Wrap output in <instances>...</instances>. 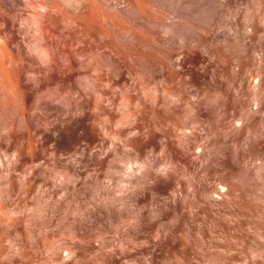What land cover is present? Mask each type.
Returning a JSON list of instances; mask_svg holds the SVG:
<instances>
[{"label":"rangeland","instance_id":"rangeland-1","mask_svg":"<svg viewBox=\"0 0 264 264\" xmlns=\"http://www.w3.org/2000/svg\"><path fill=\"white\" fill-rule=\"evenodd\" d=\"M28 1L6 34L27 65L0 78V264H264V0L50 1L46 30L123 21L102 18L135 74L105 51L50 73ZM80 102L99 122L56 132Z\"/></svg>","mask_w":264,"mask_h":264},{"label":"bare ground","instance_id":"bare-ground-1","mask_svg":"<svg viewBox=\"0 0 264 264\" xmlns=\"http://www.w3.org/2000/svg\"><path fill=\"white\" fill-rule=\"evenodd\" d=\"M25 1V0H24ZM50 1L51 0H32V1H28V5H29V8L30 9H32L31 11L32 12H30V16H29V23H30V27L32 28V32H33V36H34V39H31L32 41L34 40V43H33V45H32V47H31V49H32V52L34 53V55L38 58V60L41 62V66L44 68H47L49 71H50V73H51V71L53 72V71H58V70H63V71H65V72H67V71H71V70H69V69H73V67H75V66H79L80 68L81 67H83V64L86 62V66H87V64L89 63L90 64V62H88L87 63V60H86V58H87V56L89 55V53H94V51H98L97 53H99V52H101V51H105V52H107V53H105V54H110L112 57L110 58L111 59V65L112 66H110L111 68H110V72H114V71H117V70H120V69H123V70H125V69H127V71H128V74L130 73V71H131V69H132V67H131V63H130V60H129V56H130V54H132V53H130L131 51H130V48H129V46L128 45H124V48L122 49L119 45H118V43L116 44V40H113L114 38H113V33H112V31H110V30H108V29H104V28H106V26L104 27V24H103V19L102 18H104V19H106L108 22H110V20L111 21H115L114 23L116 24V23H120L119 25L121 26V24L123 23V21H122V23L121 22H116V19H114L113 18V15L111 16V15H109L110 13L108 12V11H104L103 10V8H102V4H100L99 6H101V8L99 7V8H97V10H99V9H102L103 10V13L105 12V14H103L104 16H102V13H100L99 11H101V10H99L98 12L100 13V14H98V12H94V13H97L96 15L94 14V18H96V16H97V18H98V20H100L101 21V25H103V26H101L100 24H97V23H100L99 21L98 22H95L93 25V28L94 27H96L95 25L97 24V25H100L101 26V28L103 29V30H101L100 31V29L101 28H99V31H98V29H96L95 30V28L94 29H91L90 27H87L86 28V26H90V24L89 23H91V22H87L88 23V25L86 24L85 25V27H84V25H83V21H84V23H86V19H87V16L89 17V15H91V14H84V13H82V15L81 16H79L80 15V13L82 12H80V11H77L76 13H78L79 12V15H77V17L75 16L76 15V13H75V18L73 17V19H75V21L72 23L73 25L72 26H70V27H66L67 26V24L65 25V26H63V28L62 29H60V27L58 28V26L57 25H55L54 24V27L52 28H48L47 26H46V28H48L47 30L45 29V27L42 25L43 23L42 22H44V21H52V19H54V21L53 22H55V23H57V21H55V20H58L59 19V17H61V16H57L58 15V13L60 12V11H62V10H60V8H59V11L57 12V11H53L52 9L54 8V7H58V6H54V7H52V9H51V3H50ZM54 1V0H53ZM56 1V0H55ZM64 1V0H63ZM62 1V2H63ZM67 1L68 0H65L64 2H66L67 3ZM79 1V0H78ZM81 1V0H80ZM90 1H92V0H89V3H88V8H90L89 7V5H91L90 4ZM94 1V0H93ZM109 1V0H108ZM118 1V0H117ZM120 1H123V0H120ZM126 1V0H125ZM128 1V0H127ZM37 2H39L38 4H39V10H38V5H37ZM52 2V1H51ZM77 2V1H76ZM81 2H83V1H81ZM87 2V1H86ZM85 2V3H86ZM101 2V1H100ZM114 2V1H113ZM27 4V2H23V0H0V12H3L2 14L4 15L5 14V17H1L0 16V78H1V76H3V77H5V79L7 78V75L9 76L10 74H5V72H7V73H10V69H14L16 66H14V65H16L17 63L20 65L21 63H24L25 65H27L26 63L28 62L26 59V61L24 60V58H22V56H21V54H18V52L17 51H15V48H14V50L12 49L13 47V45L11 46L12 48H10V45H11V43H13L14 44V42H15V40H13L14 39V35L12 34V32L10 33V31L8 30V29H10V30H14L15 29V26H14V29H13V23L11 24V17H14V16H12L13 14H14V12H16L17 10H18V8H20L21 6H26L25 4ZM36 3V4H35ZM53 3V2H52ZM61 3V2H60ZM92 3V2H91ZM96 3V2H95ZM126 3V2H125ZM54 4H56V3H54ZM58 4V3H57ZM69 4H71V3H69ZM81 4V3H80ZM93 4V3H92ZM37 5V6H36ZM79 5V4H78ZM83 5V3L81 4V6ZM95 5H97V7H98V3L97 4H95ZM116 5H117V3H116ZM138 5H140V4H138ZM23 6V7H24ZM71 6V5H70ZM74 6V5H73ZM76 6V5H75ZM84 6V5H83ZM83 6L81 7V8H83ZM94 6V5H93ZM115 6V5H114ZM141 6H143V5H141ZM141 6H140V9H141ZM62 7V6H61ZM85 7V6H84ZM106 7V6H105ZM112 7V6H111ZM72 8V7H71ZM77 8H79V7H77ZM87 8V4H86V7H85V9ZM93 8H96V7H93ZM143 8H144V6H143ZM141 9V10H145V9ZM27 9V8H26ZM30 9H29V11H30ZM41 9V10H40ZM84 9V8H83ZM138 9H139V6H138ZM58 10V9H57ZM73 10V9H72ZM77 10V9H76ZM75 10V11H76ZM78 10H81V9H78ZM93 10H95L96 11V9H93ZM118 10V9H117ZM66 11H68V10H66ZM88 11H90V10H88ZM19 12V11H18ZM26 12V11H25ZM55 12H57V14L55 13ZM86 12V11H85ZM91 12H92V8H91ZM28 13V12H27ZM108 13V14H107ZM16 14V13H15ZM14 14V15H15ZM63 14V13H62ZM146 14V13H145ZM59 15H61V13L59 14ZM68 15V14H67ZM73 15V14H72ZM72 15H70V16H72ZM86 16V19H85V17L84 16ZM101 15V16H100ZM7 16V17H6ZM10 18H9V17ZM16 16V15H15ZM122 16V15H121ZM62 17H64L63 15H62ZM93 17H91V19L93 18ZM99 17H100V19H99ZM114 17H115V15H114ZM65 18V17H64ZM84 18V19H83ZM117 18V17H116ZM51 19V20H50ZM66 19V18H65ZM73 19L71 20V21H73ZM120 19V18H119ZM60 20V19H59ZM64 20V19H63ZM86 20V21H85ZM92 20H94V19H92ZM118 20V19H117ZM66 21H68L67 19H66ZM65 21V22H66ZM89 21V20H88ZM13 22H14V19H13ZM20 22V21H19ZM60 23L62 22V20H60L59 21ZM64 22V21H63ZM62 22V23H63ZM51 23L52 22H50V24H49V26L51 25ZM67 23H69V22H67ZM70 23V24H71ZM92 23H93V21H92ZM105 23V22H104ZM44 24H46L45 22H44ZM109 24V23H108ZM107 24V25H108ZM53 25V24H52ZM51 25V26H52ZM60 25V24H59ZM69 25V24H68ZM92 25V24H91ZM106 25V24H105ZM119 25H117V26H119ZM123 25H124V23H123ZM122 25V26H123ZM29 26V25H28ZM56 26V27H55ZM100 26H97V27H100ZM110 26H111V24H110ZM109 26V27H110ZM114 26V25H113ZM117 26H115V27H117ZM126 26V25H125ZM124 26V27H125ZM128 26V25H127ZM126 26V27H127ZM104 27V28H103ZM112 27V26H111ZM17 28V27H16ZM25 28H26V26H25ZM86 28V29H85ZM122 28V27H121ZM128 28H130V27H128ZM135 28V27H134ZM139 28V27H138ZM50 29V30H49ZM87 29H89V30H87ZM111 29V28H110ZM131 29V28H130ZM7 30H8V32L10 33L9 35H13L12 37H11V39L14 41V42H12V41H10L11 39H9L10 37L8 36H6V34H8V32H7ZM16 30V29H15ZM91 30V31H90ZM95 30V31H94ZM120 30H122V29H120ZM133 30V29H132ZM144 30V29H143ZM114 31V30H113ZM7 32V33H6ZM14 33V32H13ZM28 33V32H27ZM137 33V32H136ZM148 33V32H147ZM123 34V33H122ZM17 36V35H16ZM140 36V35H139ZM19 37V36H18ZM149 37V36H148ZM33 38V37H32ZM26 39H28V38H26ZM147 39V38H146ZM29 40V39H28ZM28 40H26V41H28ZM148 40V39H147ZM143 42V41H142ZM149 42V41H148ZM147 42V43H148ZM31 43V42H30ZM18 44V43H17ZM22 45H24V44H22ZM28 45V44H27ZM17 47V46H16ZM24 47V46H23ZM26 47V46H25ZM17 49H19V48H17ZM16 49V50H17ZM22 49V48H21ZM133 49V48H132ZM25 50V49H24ZM15 51V52H14ZM23 51V50H22ZM140 51V50H139ZM16 52H17V54H16ZM29 52V51H28ZM132 52H133V50H132ZM20 53V52H19ZM103 53V52H102ZM134 53V52H133ZM136 53H137V50H136ZM94 54H92V56H93ZM136 55V54H135ZM137 55H139V54H137ZM136 55V56H137ZM91 56V57H92ZM100 56V55H99ZM132 56H133V54H132ZM131 56V57H132ZM90 57V56H89ZM89 59H91V58H88V61H91V60H89ZM106 59V58H105ZM142 59V58H141ZM37 60V61H38ZM86 60V61H85ZM95 61H96V58L94 59ZM103 61H104V59H103ZM32 62V61H31ZM35 62V61H34ZM91 62H93V61H91ZM18 64H17V66H18ZM31 64H33V63H31ZM93 66H94V64H95V66H96V62H93V63H91ZM23 65V64H22ZM7 66H11V67H13V68H11L10 67V69L8 70V67ZM32 66V65H31ZM94 66V67H95ZM139 66V65H138ZM29 67V66H28ZM78 67V68H79ZM85 67V66H84ZM101 67V66H100ZM131 68V69H130ZM133 68H134V66H133ZM75 69H76V67H75ZM74 69V70H75ZM9 72H8V71ZM103 70H105V69H103ZM123 70L121 71V72H123ZM32 71V70H31ZM61 71H60V73H61ZM73 71V70H72ZM89 71V70H88ZM126 71V72H127ZM134 71V70H133ZM22 72V71H21ZM25 72V71H24ZM36 73H34V75H36L37 74V71H35ZM54 72V73H55ZM59 72V71H58ZM65 72H63V74L65 73ZM95 73H96V75H92V76H94L93 78H94V81H95V84H96V87L97 88H99V90L100 91H102L100 94H99V96H100V101H99V104L101 103L102 105H103V102H104V100H103V102H102V99H104L105 97H107V95L109 94V87H110V89H112V87H114L113 85H110L109 86V82H111V80L108 82L107 81V79H105L106 77V75H105V73H104V71L102 72V71H94ZM106 72V71H105ZM126 72H124L125 74H126ZM31 73H33V72H31ZM45 73V72H44ZM53 73V74H54ZM69 73V72H68ZM68 73H65L64 75L66 76V74H68ZM89 73V72H88ZM91 73V72H90ZM131 73H134V72H132L131 71ZM135 73H137V72H135ZM134 73V74H135ZM24 74V73H23ZM62 74V75H63ZM113 74V73H112ZM6 75V76H5ZM33 75V74H32ZM39 75H40V72H39ZM38 75V76H39ZM51 75V74H50ZM81 75V74H80ZM91 75V74H90ZM120 75H122V74H120ZM37 76V75H36ZM59 76V75H58ZM113 76V75H112ZM119 76V75H118ZM125 76V75H124ZM135 76V75H134ZM18 77V76H17ZM45 77V76H44ZM126 77V76H125ZM21 78H22V76H21ZM53 78V77H52ZM51 78V79H52ZM117 78V77H116ZM127 78V77H126ZM132 78V77H131ZM4 79V81H6ZM67 79V78H66ZM8 80H9V77H8ZM61 80V79H60ZM3 81V79H1V82ZM47 81V80H46ZM64 81V80H63ZM69 81H70V79H69ZM0 82V83H1ZM42 82V81H41ZM57 82V81H56ZM55 82V83H56ZM8 83H10V81H8ZM16 83V82H15ZM14 83V84H15ZM44 83V82H43ZM107 83H108V86H107ZM7 84V83H6ZM14 84H12L13 86H14ZM21 84H22V82H21ZM57 84V83H56ZM60 84V83H59ZM104 84L106 85V87H104ZM2 85V84H1ZM11 84H9V86H10ZM38 85V84H37ZM65 85V84H64ZM63 85V86H64ZM116 85V84H115ZM8 86V85H7ZM15 86H17V85H15ZM44 86V85H43ZM3 87V86H2ZM25 87V86H24ZM61 87V86H60ZM95 87V88H96ZM11 88H13V87H11ZM19 88H20V86H19ZM97 88H96V91H99V90H97ZM105 88L106 89V91L108 92H106L105 90H103V89ZM3 89V88H2ZM6 89V88H5ZM5 89H4V91H5ZM21 89V88H20ZM61 89V88H60ZM115 89V88H114ZM13 91H14V89H12ZM22 91V90H21ZM2 92V91H1ZM8 92V91H7ZM6 92V93H7ZM19 92V91H18ZM55 92V91H54ZM56 92H57V90H56ZM59 92V91H58ZM11 93H12V91H11ZM23 93V92H22ZM64 93V92H63ZM107 93V94H106ZM52 94V93H51ZM51 94H50V96H51ZM54 94V93H53ZM58 94V93H57ZM4 95H5V93H4ZM9 95V94H8ZM56 95V94H55ZM65 95V94H64ZM57 97H58V95H56ZM59 96H60V94H59ZM104 98H103V97ZM17 97V96H16ZM55 97V96H54ZM66 97V96H65ZM68 97V96H67ZM66 97V98H67ZM1 98V97H0ZM47 98V97H46ZM49 98V97H48ZM59 98V97H58ZM58 98H56V99H58ZM109 98V97H108ZM113 98V97H112ZM55 99V98H54ZM60 99V98H59ZM68 99V98H67ZM70 99V98H69ZM99 99V98H98ZM110 99V98H109ZM50 101H52L51 99H49ZM71 100H73V99H71ZM107 100V99H106ZM105 100V101H106ZM13 101V100H12ZM17 101V100H16ZM19 101V100H18ZM64 101V100H63ZM67 101V100H66ZM70 101V100H69ZM68 101V102H69ZM45 102V101H44ZM67 102V103H68ZM74 102V101H73ZM108 102V101H107ZM9 103V102H8ZM11 104V103H10ZM70 104V103H69ZM72 104H74V103H72ZM98 104V103H97ZM98 104V105H99ZM19 105V104H18ZM71 105V104H70ZM88 105H89V103L87 104V103H81L80 102V104H77L76 106H74V108L80 113V115H77L76 114V116H72V117H70V118H68V122H66V124H65V128H66V130L65 131H63L61 128H59V127H54V130L56 131V132H58L59 134H62V135H65L64 134V132H66V134H72V135H76L77 134V132L78 131H83V134L84 133H86V131H85V128H86V124L88 123V122H90L91 120H92V123L90 122V124H93V123H97V121H96V119L98 118V122H99V115H95V114H93V115H95V116H93L91 113H95V112H90V113H88ZM66 106V105H65ZM97 106V105H96ZM96 106H95V108H96ZM101 106V105H100ZM90 107V106H89ZM102 107V106H101ZM101 107H98V109L99 108H101ZM10 109V108H9ZM102 109V108H101ZM107 109V108H106ZM15 110V109H14ZM67 110V109H66ZM75 110V111H76ZM104 110V109H103ZM11 111V110H10ZM50 111V110H49ZM94 111V110H93ZM95 111H97V108H96V110ZM99 111L101 112L102 110H100L99 109ZM105 111V110H104ZM76 113V112H75ZM78 113V114H79ZM97 113V112H96ZM105 113V112H104ZM97 114H99V112L97 113ZM102 114V113H101ZM72 115V114H71ZM105 115V114H104ZM96 119H95V118ZM102 117H104V116H102ZM101 120V119H100ZM109 120V119H108ZM103 121V120H102ZM110 121V120H109ZM108 121V122H109ZM89 124V123H88ZM64 125V124H63ZM94 125H96V124H94ZM99 125H101V123H99ZM108 125V124H107ZM91 126H93V125H91ZM97 126V125H96ZM102 126V125H101ZM100 126V127H101ZM63 128V127H62ZM110 129V128H109ZM89 130V129H88ZM53 131V130H52ZM67 131H69L68 133H67ZM85 131V132H84ZM80 133V132H79ZM82 134V135H83ZM78 135V134H77ZM61 136V135H60ZM79 136V135H78ZM129 144H130V142H129Z\"/></svg>","mask_w":264,"mask_h":264}]
</instances>
